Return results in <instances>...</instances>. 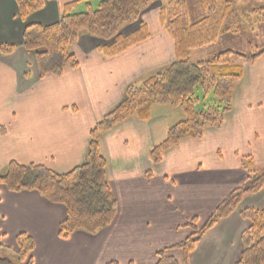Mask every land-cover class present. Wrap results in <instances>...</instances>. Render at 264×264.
<instances>
[{
  "label": "crops",
  "instance_id": "1",
  "mask_svg": "<svg viewBox=\"0 0 264 264\" xmlns=\"http://www.w3.org/2000/svg\"><path fill=\"white\" fill-rule=\"evenodd\" d=\"M74 1V12H81L87 2L94 6L101 0L46 1L25 20L15 0H0V45H16L11 54L0 55V175L12 161L58 173L80 165L91 130L122 100L126 86L175 59L174 39L161 23V8L154 30L151 16L145 17L156 0L137 21L148 24V40L107 57L100 52L107 42L83 31L72 48L79 68L40 78L35 56L22 47L24 29L56 23L62 7ZM243 66L223 125L207 127L201 140H182L159 164L149 152L185 118L180 108L155 103L148 120L134 115L103 134L100 148L118 213L110 226L95 234L76 231L62 239L65 206L37 191L14 192L0 184L1 250L15 251L17 235L27 233L35 243L34 264H157L161 251L183 264L184 253L177 245L192 232L187 223L197 217L202 227L219 203L246 183L244 157H252L255 167L264 170V54L245 60ZM35 89L37 95L28 96ZM248 207L264 208V187L244 196L234 213L202 236L188 264H236L245 249L243 233L250 227L241 215Z\"/></svg>",
  "mask_w": 264,
  "mask_h": 264
},
{
  "label": "trees",
  "instance_id": "2",
  "mask_svg": "<svg viewBox=\"0 0 264 264\" xmlns=\"http://www.w3.org/2000/svg\"><path fill=\"white\" fill-rule=\"evenodd\" d=\"M46 1L51 0H15L20 18L25 20L41 10ZM154 1L101 0L97 7L87 2L86 10L81 12H74L78 1L67 3L56 23L27 25L22 47L35 56L40 78L60 77L66 69L79 68V59L72 48L83 31L107 42L100 47V52L107 57L118 56L148 40L150 29L143 21L130 33L124 34L121 30L137 22L141 12ZM160 1V20L174 39L175 59L126 86L122 100L91 130L85 160L64 173L35 163L23 165L12 161L0 175V184L11 191H37L49 201L65 206L67 215L59 226L62 239H68L76 231L95 234L110 226L118 213V202L108 179V162L100 148L103 134L134 115L148 120L155 103L180 108L185 118L172 125L165 139L149 152L152 160L159 164L164 153L182 140H201L207 127L220 128L232 109L233 95L244 76L243 62L248 56L228 48L206 60L195 61L191 57L192 49L215 41L222 33L231 1L201 0L208 7V14L189 24L182 22L180 2ZM15 49L13 44L0 45V55L11 54ZM262 54L264 50L247 59L255 61ZM243 165L249 173L246 183L232 190L202 227H198L197 217L187 223L192 232L177 245L184 253L183 264H188L196 244L212 226L234 213L244 196L258 193L264 187V170L255 167L252 157H244ZM241 215L249 221L250 227L243 233L245 249L236 264H264V208L248 207ZM16 242L11 264H34L33 238L20 233ZM1 249L0 253L11 250ZM3 254L0 264H5L4 261L10 264ZM157 264L180 263L167 251H161Z\"/></svg>",
  "mask_w": 264,
  "mask_h": 264
},
{
  "label": "rangeland",
  "instance_id": "3",
  "mask_svg": "<svg viewBox=\"0 0 264 264\" xmlns=\"http://www.w3.org/2000/svg\"><path fill=\"white\" fill-rule=\"evenodd\" d=\"M166 2H180L182 6V22L189 24L195 22L209 12L208 7H205L201 0H165ZM232 5L227 11L223 23V31L219 37L202 47L192 49L191 57L193 60L210 59L215 54L228 48L246 54L249 58L251 54L264 50V0H230ZM98 6V2H94V7ZM161 8V1H156L150 8L145 17L150 18V24L154 30V26L158 25V11ZM86 10V8L84 9ZM83 10V11H84ZM157 17V18H156ZM155 22V24L153 23ZM138 22L128 26L123 31L125 34L130 33L135 27H138ZM132 32V31H131ZM244 59L248 60V59ZM28 96L36 94V89ZM33 94V95H32ZM37 95V94H36ZM234 96V95H233ZM233 106V99H232ZM256 194V193H255ZM249 194V195H255ZM6 260L10 264L14 261L12 249L4 252ZM6 264V261H4ZM8 264V263H7Z\"/></svg>",
  "mask_w": 264,
  "mask_h": 264
},
{
  "label": "flooded vegetation",
  "instance_id": "4",
  "mask_svg": "<svg viewBox=\"0 0 264 264\" xmlns=\"http://www.w3.org/2000/svg\"><path fill=\"white\" fill-rule=\"evenodd\" d=\"M1 259H2V255H0V261H1Z\"/></svg>",
  "mask_w": 264,
  "mask_h": 264
}]
</instances>
